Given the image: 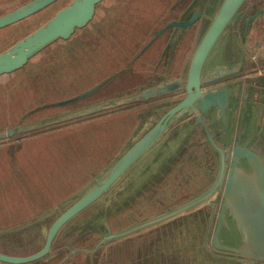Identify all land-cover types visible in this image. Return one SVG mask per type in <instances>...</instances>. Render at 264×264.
Here are the masks:
<instances>
[{
	"label": "water",
	"instance_id": "obj_1",
	"mask_svg": "<svg viewBox=\"0 0 264 264\" xmlns=\"http://www.w3.org/2000/svg\"><path fill=\"white\" fill-rule=\"evenodd\" d=\"M56 1L29 0L0 16V29L25 20ZM102 1L70 0L47 21L0 52V77L21 69L46 47L59 40H68L76 30L86 27L93 20L96 8ZM263 15L264 7L254 9L249 0H192L177 21L168 23L155 34L174 28L168 41L174 49L178 43L177 37L171 42L173 34L176 35L175 29H180L178 36H183L187 28L199 22L195 39L197 42L194 47L192 45L189 60L183 62L179 77H158L157 81L132 93L116 96L114 99L129 95L126 100H119L115 104L108 105V101L95 102L79 112L73 111L71 114L69 112L27 125L18 124L0 131V141H3L139 101L146 102L178 91L183 92L175 100L147 107L140 114L133 134L114 158L68 198L24 223L0 230V235L11 234L44 222L41 230L44 239L37 251L25 255L0 251V263L30 264L44 258L50 253L63 228L80 224L81 220H74L81 219L84 211L103 202L125 179L128 178L131 183V187H128L129 197L160 178L163 171L179 159L183 146L198 132L199 136L206 134L208 141L205 142L211 144L217 158L215 175L205 189L165 212L116 233L111 232L103 219L106 231L91 252L109 240L137 236L184 215L203 214L205 229L202 244L217 259L218 262L214 264H264V107L260 101L245 106L242 104L236 118V104H233V115L228 118L226 113L232 103L231 99H237L239 85L228 83L210 89L202 87L256 69L257 59L249 53L248 42L254 36ZM100 86L54 105L79 100ZM254 90L259 92V88ZM60 117L62 119L58 120ZM203 119L209 120L211 126L218 125L219 130L215 135L208 131ZM227 132L228 142L231 137L230 144L219 147L213 138L219 135L218 138L222 140ZM75 252L72 251V254Z\"/></svg>",
	"mask_w": 264,
	"mask_h": 264
},
{
	"label": "rangeland",
	"instance_id": "obj_2",
	"mask_svg": "<svg viewBox=\"0 0 264 264\" xmlns=\"http://www.w3.org/2000/svg\"><path fill=\"white\" fill-rule=\"evenodd\" d=\"M28 1L0 0V16ZM105 1L104 5L102 4L105 7L103 8L101 5L102 8L100 7L97 11L99 18L95 21L101 22L91 27L92 30L97 28V32L91 36V39H89L90 36L87 38L83 32H80L79 38L81 40L76 43L65 45L63 42L58 41L31 58L20 70L13 72L9 76L0 77V131L18 124H31L32 120L37 117H51L60 113L63 114L66 110L56 109L57 105L54 104L98 85H101L97 89L98 91L95 90V93L92 92V95L83 98L82 102L80 101L75 105L66 107L70 114L73 111L79 112L95 102L108 101L106 104L110 105L126 100V96L129 95L121 99L114 98L117 95L132 93L141 87L147 86L150 82L158 80H147L148 75L155 71L152 61L158 55L160 57L159 60H161L163 51H171L173 46L166 43L163 48L161 46L163 43L157 42V44L153 45L148 43L155 36L152 27L157 23L161 15H164L160 14L162 13L164 0H147L146 3H141L139 0ZM262 2L264 4V0ZM50 10L47 9L40 16L30 18L18 25L13 24L11 27L8 26L1 29L0 52L16 39H21L33 31L34 28L47 21L56 12L53 13ZM157 13L159 14L157 15ZM108 14L110 15L108 16ZM102 17L103 20L101 19ZM139 23L145 25V32L140 33L141 39L139 40L141 41L138 40L137 51L139 54L137 55V60L134 61L133 68L138 73L135 75L125 74L127 76H123L122 79H119L122 74L111 78V74L115 69L120 66L124 68L126 63L117 62L116 65H113L114 61L109 57L111 53L104 51L113 44L116 39L114 38L115 35L118 36L119 34L130 32L133 34V40L135 41L137 36L140 37L136 35L137 31L135 30ZM262 23L259 21V24ZM198 26L199 22H196L189 27L183 36L184 39L182 37L175 44L174 51L180 52H178L180 54L178 64L180 68L183 62L189 60L192 54V48L197 42L195 39ZM151 30L153 32L149 35ZM152 34L153 37L147 40ZM165 37L167 36H163V39ZM256 39L258 38L252 36L248 42L249 53L252 55H254L255 51L251 48V45ZM257 41L260 40L258 39ZM261 44H263L262 49H257L258 54H260L261 50H264V40H261ZM148 48L150 51L147 50ZM145 51H148V56H145ZM140 55L142 56L140 57ZM148 57L149 62L147 63ZM256 62H258V59ZM258 65V69L264 70V62ZM180 68L177 77L180 76ZM249 72L251 71L245 73ZM107 77L110 78L108 82H105ZM165 77L169 78L170 76ZM147 81L149 83L145 85ZM182 95L183 92L178 91L174 94L150 99V103L139 101L129 105V109L140 111L143 107H149L166 100H175ZM37 104H42L40 107L44 109L33 110V106ZM113 113L116 112L114 111ZM60 119L62 117L58 118V120ZM40 121L42 120L35 122ZM72 129L80 130L81 124L68 123L64 126H59V128L53 127L48 132L39 131L37 134L29 136L20 134L0 142V149H3V151L0 150V230L24 223L47 209L55 207L107 165L108 158L105 157L109 155L107 153L109 148L111 149L110 152H113L112 145L108 148L105 145L102 150L106 149V152L104 151L103 153L102 151L101 156L100 152L95 150L97 152L92 153V158L82 156L74 142H69V140L57 142L59 137L72 133ZM130 130L131 128L128 132ZM201 156H198V160L193 161L189 165V168L197 167V171H200L197 172L195 170L192 173L188 171V168L184 169V176H187V180L191 179L192 182L193 179L190 175L195 173L194 178L197 180V184L201 182L203 175L202 168L205 159H203V155ZM98 235L100 236H85L84 238L87 239L83 240V247L96 245L104 236L100 233Z\"/></svg>",
	"mask_w": 264,
	"mask_h": 264
},
{
	"label": "trees",
	"instance_id": "obj_3",
	"mask_svg": "<svg viewBox=\"0 0 264 264\" xmlns=\"http://www.w3.org/2000/svg\"><path fill=\"white\" fill-rule=\"evenodd\" d=\"M69 1L70 0H57L47 8L43 9L42 11L34 14L29 18H26L25 20L18 22L15 25H18L30 18L40 16V14L45 12L47 9H51L50 12L54 13L55 11L64 7ZM139 1L141 3H146L147 0H139ZM191 1L192 0H190V2L181 11L179 17L181 14L185 12ZM261 1L262 0H258L259 3ZM105 2L106 1L103 0L97 6L93 20L86 27L76 30L73 36L68 40H59V42H63V44L65 45L76 43L79 40H81V38H79L80 32L81 33L83 32V34H85L87 38L90 36L89 39H91V36L94 35L95 32H97V28H94L92 30L91 27L101 22V21L95 22L97 18H99L97 11L100 9L101 5ZM171 2L172 0L163 1L164 4L167 3L165 9L169 8ZM104 7L105 6H103V8ZM109 15L110 14H108V16ZM101 19L103 20V17ZM135 30L137 31L136 35L140 36V37L137 36L135 41L133 40V34L130 32L127 34L118 33L119 35L118 36L115 35L114 37L116 39L113 42V44L111 46H108L104 51L111 53L109 57L111 60L114 61L113 65L114 64L116 65L117 62H125L126 65L129 66L130 64H134V61L137 60V55L139 54V52L137 53L139 46L138 43L139 41H141L139 40L141 39L140 33L145 32V26L139 23L137 24ZM187 30L185 31L187 32ZM153 31H154L153 34H156L160 30L158 29ZM153 31L151 30L149 32V35ZM173 31L174 29L171 30L170 36ZM175 31H176V35L175 33L173 34V38L171 39V42L174 39V37L175 38L177 37L178 38L177 41L179 42L181 38L184 36V35L183 36L177 35V32H179L180 29L176 28ZM18 40L19 39H16L15 41H13V43H15ZM147 40H149V38H147ZM13 43H11L9 46H11ZM168 45H172V44L169 43ZM8 47L3 48L2 50L7 49ZM174 52L175 51L173 48L171 51H167V52H165V50L163 51V57L161 60L164 62V64H168V62H170ZM124 71H126L125 68H122V66L118 67L111 74V78L120 75ZM109 78L110 77H107L105 79V82H108ZM40 105L42 104L39 105L37 104L36 106H33V110L44 109L40 107ZM146 108L147 107H143L140 111H134L135 109H129V105L123 106L111 111L108 110L100 113H95L93 115H89L77 120L59 123L57 125H52L47 128L37 129L35 131L25 133L24 135L29 136L35 133L37 134L39 131L48 132L53 127L59 128V126H64L68 123H80L81 124L80 130L72 129L73 131L72 133H67L59 137L57 139V142H61L63 140H69V142H74L76 143V146L79 152H81L82 156L92 157V158H93L92 153H96L98 151L100 152V156H101L102 151L103 153L104 151L106 152V149L102 150V148L105 147V145L106 148L112 145L111 147L113 148V152L111 153L110 152L111 149L109 148L107 150V153H109V155L105 157L108 158V163H109L117 154V152L120 150V148L123 146V144H125L126 141L129 139V137L133 134L134 130L137 127L140 114L143 113ZM132 110L135 112L133 114V117L126 115L127 112ZM114 111L116 113H113ZM65 113H69V111H66L63 114ZM59 115L62 114L60 113L56 116H51V117H40L32 120V122H35L37 120H48L57 117ZM130 128L131 130L128 132ZM200 136L199 135L195 136V134L192 136L191 141L189 143L187 142V144L184 145L182 150L180 151L181 156L179 157V159L176 160V162L171 167L169 166L163 171L164 175L162 174L160 178L158 177L156 180H153L144 188L140 189L138 192L134 193L129 197H127L128 187H131V183L128 180V178L125 179V181H123V183L118 188L114 189L103 202H99L93 205L92 207H90L88 210L84 211L81 214V219L74 220L75 222L81 220L82 222L80 224H78L75 227L66 226V228H63V230L56 237L51 247L52 250L48 255L30 264H56L57 262L59 263L60 261H62L67 257L68 258L62 264H102L106 262V259L103 260V252H102L103 245L98 247L97 250L93 251L92 252L93 254L81 250H75L76 252L72 254L70 250L71 246L75 244L77 241L84 238L85 236L92 235L94 237H99L100 236L98 235L99 233L103 234L106 231L105 226H103V219L105 220L104 222H106L111 232L116 233L129 226L139 223L140 221L148 219L152 216L165 212L179 205L181 202L178 204H173L163 210L153 207V205L154 206L163 205L164 200H169L172 197L170 194L171 189L179 190V187H177V185H175L174 182L177 184L178 176L182 174L185 175L183 169L180 170L179 167L180 165H182L183 167L185 164L188 167V170L190 171L189 168L190 163H193V161L198 160V153L194 154L195 152L200 151L203 154V157L206 158V163L204 164L209 170V173H206L204 177L206 179V183H210V181L213 179L215 175V170H216L215 161L217 160V158L215 152L213 151V153H209L205 145H203V147L200 150H198L197 142L199 141H197V139H199ZM194 144H196V146ZM194 146L196 148H194ZM0 150L3 151L2 148ZM193 170L194 169L192 168L191 171ZM175 171H177L179 175L175 173ZM167 180H169V184L167 183L166 185L164 183L167 182ZM187 191L191 192L192 190L188 188ZM202 191L201 190L197 191V193L194 194L193 196L191 195V197L196 196ZM191 197L184 198L182 202L190 199ZM202 216L184 215L166 224H163L160 227L154 228L146 233L125 238L124 240H122V241L131 240L130 246H131L132 255L134 257V261L131 262V264H146V262H143V258H142V255L146 257V253L150 254L151 256L150 260L154 264H214L215 262H218L217 259L213 258L203 247L202 244L203 236H204L203 229H205V222L203 223ZM89 223H91V226H93L95 230L94 229L91 230L93 227L89 226ZM43 224L44 222L36 223L20 232L0 235V246H1L0 251L13 255H25L38 250L41 247V244L44 239L41 236V230L43 228ZM136 240H139L138 243H134V241L136 242ZM95 246L96 245L94 244L88 251H92ZM107 257H109V255ZM153 263H148V264H153ZM0 264H4V263H0Z\"/></svg>",
	"mask_w": 264,
	"mask_h": 264
},
{
	"label": "flooded vegetation",
	"instance_id": "obj_4",
	"mask_svg": "<svg viewBox=\"0 0 264 264\" xmlns=\"http://www.w3.org/2000/svg\"><path fill=\"white\" fill-rule=\"evenodd\" d=\"M189 2H190V0H172V2L170 3L168 9H165V6H166L167 3L166 4L163 3V5H162V13H160V14H164V15H161L160 18H162V19L159 18L157 23L152 27V30H158L159 28H160L159 30H161L168 23L177 21V19L179 17V14L181 13V11L185 8V6ZM249 2H250V4L254 5V9H258V8L264 7V4H263L262 1L259 3L258 0H249ZM248 8H251V6H249ZM158 14L159 13H157V15ZM262 21H263V23H262ZM262 21H261L262 24L257 25L256 28H255V31H254V36L256 38H258L260 41H257L258 39H256V41H254L253 44L251 45V48L255 51L254 56L258 59V62H255V66H259L258 65L259 63L262 64L264 62V54H262V53H264L263 52L264 50H261L260 54H258V51H257V49H259V50L262 49V45L263 44H261V40L262 41L264 40V15H263ZM172 29H174V28H172V27L171 28H167L163 32L155 35L156 37L152 40V42L150 44L151 45L157 44V42L163 43V44H161V46L164 48L166 43H168V41H169V37H170V33H171ZM165 35L167 37H165L163 39V36H165ZM151 37H153V34L150 37H148V38L150 39ZM183 39H184V37H183ZM147 50H149V48ZM147 52L148 51H145V56L149 55V54H147ZM178 52L176 51L175 53H173V57L171 58L170 62H168V64H164V62L162 60H159L160 59L159 55L157 57H155L154 60L152 61V63H154L153 67L155 68V71H154V73L152 72L151 75H148L149 77H148L147 80L154 81V80H156L157 77H165V76H170L169 79L170 78L171 79L172 78H176L178 73H179V68H180L178 66L179 60H180V54H179L180 52L179 53ZM142 55H143V53H142ZM145 56H144V58H145ZM146 62L147 63L149 62V57L147 58ZM133 67H134V64H130L129 66L126 65L124 67L126 69V71L121 73L122 75L119 77V79H122L123 76H127L125 74H129V73L131 75L132 74H134V75L137 74L138 71L134 70ZM258 68L256 67L257 70L254 69L253 71H251L249 73H245V74H242V75H237V76H234V77H231V78L220 79V80H217L215 82L206 84V85H204L202 87L204 89H210V88H213V87H220V86L228 84V83H235L236 85L238 84L239 85V91L236 94V96H237V99L235 98L236 102H235L234 99H231L232 103H230V106H229V108L227 110V113H226V115L229 116L228 118H230L231 115H233L231 113L232 106H233V104L234 105L236 104V113L234 115L236 117L238 110L242 107V104L245 106L248 103L254 104V102H256V101L259 102L260 101L261 105L264 107V70L261 71ZM149 81H147L145 83V85L147 83H149ZM255 88H259V92H256L254 90ZM93 93H95V92H93ZM90 95H92V93L87 95V96H85V97H83V98L89 97ZM71 98H73V97H71ZM83 98H81L79 100H76V101H73L71 103L63 104L65 106L57 105L55 108L56 109L59 108L61 110L68 111L66 107L71 106V105H75V104L79 103L80 101L82 102ZM153 101H156V100H153ZM147 102L150 103V100L147 101ZM149 103H147V104H149ZM61 106H63V107H61ZM255 109L257 110L256 106H255ZM134 113L135 112L132 110V111L127 112L126 115H129V116L133 117ZM37 118H40V117H37ZM203 120H204L205 126H207L208 131L212 135H215L216 132L219 130L218 125L216 124V126H211L210 121H209L210 119L209 120L203 119ZM235 120L236 119H234V121H233L234 128L236 127ZM197 133L198 132L195 133V136L197 135ZM218 137H219V135H216V137L213 138V139H215V142H216V144L219 147H226L227 145L230 144L231 137H230V140L228 142L229 132H227V136H224L222 138V140L219 139ZM225 137H227V142L225 141ZM197 141H199V142H197L198 143L197 144L198 150H200L203 147V145H205V147L207 148L209 153H213L214 150H213V147L211 146V144L209 142H205V141H208L207 140V136H206L205 133H204V135L200 136V138L197 139ZM195 146H194V148H196ZM196 153H198V156L203 155L200 151L195 152L194 154H196ZM203 159H205L204 163H206V158H203ZM204 163H203V168H202L203 172L201 171L203 173V175L201 177V182L199 184H197V180L194 178V174L195 173L190 175V177L193 179V182H192L191 179L187 180V176H184L181 172L180 173L182 174V176L179 175L177 173V171H175V173H177L179 176H178V183L176 184L174 182V184L177 185V187H179V190L171 189L170 194H171L172 197L169 200H164L163 199L164 200L163 201L164 202L163 205H158V206H154L153 205V207L154 208H158L160 210H163V209L168 208L169 206H171L173 204H178V203L182 202V200L184 198L191 197V195L193 196L199 190L202 191L204 186H206V184H208V183H206V179H205L204 176H205L206 173H209V170L207 169V167L205 166ZM185 168H188L185 164H184L183 167H182V165H180V167H179V169L180 170L183 169V171H184ZM191 169L192 168H190V172H192V173L195 170L197 171V167L193 168L194 169L193 171H191ZM198 171H200V170H198ZM185 181H189V182H185ZM167 183L169 184V180H167V182H165L164 184L167 185ZM202 185H204L203 188H202ZM188 188H190L192 191L191 192L187 191ZM85 239H87V238H82L81 240H79L75 244H73L71 246V249H70L71 252L74 251V250H81V251H87L90 254H93L91 251H88L93 245H89V246L83 247L84 245H82V244H84L83 240H85ZM122 240H124V239H122ZM122 240H117V239L116 240H109L108 242L103 244V246H102L103 260L106 259V262H104L102 264H131V262L134 261V257L132 255L131 246H130L131 245V240H128V241H122ZM138 241L139 240H136V242L134 241V243H138ZM81 248H83V249H81ZM97 249L98 248H96V250ZM51 250H50V252H51ZM108 255H109V257H107ZM142 258H143V262H146V264L153 263L150 260L151 256H150L149 253H146V257H144V255H142ZM56 264H58V262Z\"/></svg>",
	"mask_w": 264,
	"mask_h": 264
}]
</instances>
